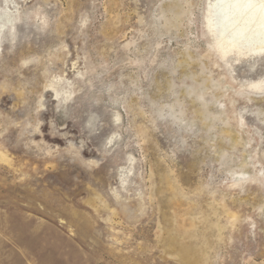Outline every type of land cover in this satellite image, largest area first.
<instances>
[{
    "label": "rangeland",
    "instance_id": "374dc122",
    "mask_svg": "<svg viewBox=\"0 0 264 264\" xmlns=\"http://www.w3.org/2000/svg\"><path fill=\"white\" fill-rule=\"evenodd\" d=\"M216 3L0 0V264H264V43Z\"/></svg>",
    "mask_w": 264,
    "mask_h": 264
},
{
    "label": "bare ground",
    "instance_id": "6f19581e",
    "mask_svg": "<svg viewBox=\"0 0 264 264\" xmlns=\"http://www.w3.org/2000/svg\"><path fill=\"white\" fill-rule=\"evenodd\" d=\"M217 21L224 26L219 43L230 40L261 41L264 43V0H217ZM231 34V39L226 33ZM233 46L229 43L227 50ZM264 49V45L260 46Z\"/></svg>",
    "mask_w": 264,
    "mask_h": 264
}]
</instances>
